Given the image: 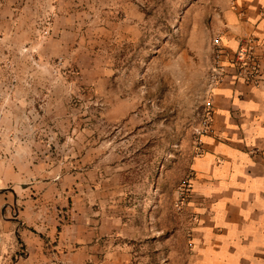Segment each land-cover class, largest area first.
<instances>
[{"label": "rangeland", "instance_id": "rangeland-1", "mask_svg": "<svg viewBox=\"0 0 264 264\" xmlns=\"http://www.w3.org/2000/svg\"><path fill=\"white\" fill-rule=\"evenodd\" d=\"M209 1L0 0V264H190Z\"/></svg>", "mask_w": 264, "mask_h": 264}, {"label": "crops", "instance_id": "crops-1", "mask_svg": "<svg viewBox=\"0 0 264 264\" xmlns=\"http://www.w3.org/2000/svg\"><path fill=\"white\" fill-rule=\"evenodd\" d=\"M207 16L210 67L214 38L227 55L252 39L264 62V0H210ZM208 95L211 125L191 163L187 210L196 223L190 264H264V65L258 86L226 76ZM76 228L59 244L65 252L50 262L84 264L89 258L84 230ZM26 239L32 252L15 264L48 261L39 252L45 243Z\"/></svg>", "mask_w": 264, "mask_h": 264}, {"label": "built area", "instance_id": "built-area-1", "mask_svg": "<svg viewBox=\"0 0 264 264\" xmlns=\"http://www.w3.org/2000/svg\"><path fill=\"white\" fill-rule=\"evenodd\" d=\"M212 46L213 59L209 75L211 86L219 83L226 76L253 86H258L261 83L264 62L262 56L257 52L254 40L247 39L233 55H227L221 47L219 38L212 40ZM224 61L226 64L223 63ZM211 120V112L208 110L203 113L200 126L195 130L198 152L201 146L200 137L209 131Z\"/></svg>", "mask_w": 264, "mask_h": 264}]
</instances>
